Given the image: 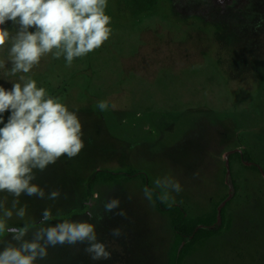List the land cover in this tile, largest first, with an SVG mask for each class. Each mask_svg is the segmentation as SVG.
<instances>
[{"label": "rangeland", "instance_id": "rangeland-1", "mask_svg": "<svg viewBox=\"0 0 264 264\" xmlns=\"http://www.w3.org/2000/svg\"><path fill=\"white\" fill-rule=\"evenodd\" d=\"M106 13L113 34L100 49L70 68L47 57L33 70L77 110L85 148L37 173L46 191L61 190L59 200L21 199L37 222L49 206L73 220L92 209L111 258L94 262L83 244L58 245L38 264H168L170 218L142 192L165 174L183 191L163 203L187 219L217 214L214 235L181 264H264V0H109ZM100 100L112 107L100 113ZM93 191L100 201L90 202ZM112 197L120 208L105 213Z\"/></svg>", "mask_w": 264, "mask_h": 264}, {"label": "clouds", "instance_id": "clouds-1", "mask_svg": "<svg viewBox=\"0 0 264 264\" xmlns=\"http://www.w3.org/2000/svg\"><path fill=\"white\" fill-rule=\"evenodd\" d=\"M109 0H0V264H38L56 246L83 244L94 262L111 258L108 246L98 240L96 224L102 216L86 213L88 220L59 219L57 211L45 207L37 222L29 215L22 197L55 202L59 188L46 191L37 181L64 157H77L85 148L83 125L77 110L38 84L33 70L45 58H63L65 67L100 49L113 34L112 17L106 13ZM11 24V30L8 25ZM259 26V25H258ZM100 113L112 105L100 100ZM154 188H142L153 202L154 189H161V202L176 203L183 186L172 175L153 180ZM9 197L11 200L9 201ZM66 198V197H64ZM101 200L93 191L90 202ZM119 197L103 201L105 213L120 208ZM117 215L127 217L120 209ZM13 219L19 221L12 225ZM95 219L96 223L89 222ZM58 221L54 226L50 223ZM31 238L29 239V235ZM113 237L121 229L112 230Z\"/></svg>", "mask_w": 264, "mask_h": 264}, {"label": "trees", "instance_id": "trees-1", "mask_svg": "<svg viewBox=\"0 0 264 264\" xmlns=\"http://www.w3.org/2000/svg\"><path fill=\"white\" fill-rule=\"evenodd\" d=\"M240 157L242 160L251 163V159L247 154ZM250 169L257 170V167L252 165ZM112 178L111 174H97V179L102 181H108ZM154 201L157 211L170 218L173 230L174 237L168 255V264H181L198 242L214 235L213 226L217 223L216 213L197 219H187L184 211L179 206L166 205L159 200L157 193L154 194Z\"/></svg>", "mask_w": 264, "mask_h": 264}]
</instances>
